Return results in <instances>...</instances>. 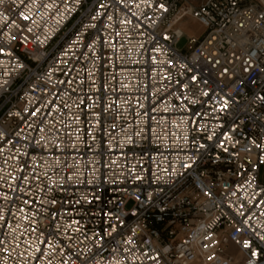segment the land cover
Instances as JSON below:
<instances>
[{"label": "built area", "instance_id": "2783aa9c", "mask_svg": "<svg viewBox=\"0 0 264 264\" xmlns=\"http://www.w3.org/2000/svg\"><path fill=\"white\" fill-rule=\"evenodd\" d=\"M263 169L261 1L0 0V264H264Z\"/></svg>", "mask_w": 264, "mask_h": 264}, {"label": "rangeland", "instance_id": "374dc122", "mask_svg": "<svg viewBox=\"0 0 264 264\" xmlns=\"http://www.w3.org/2000/svg\"><path fill=\"white\" fill-rule=\"evenodd\" d=\"M195 4L199 3L202 0H192ZM257 1V0H254ZM180 28L182 29L183 33H184V37L181 38V40L178 43V48L180 49H185L186 47V37L187 36H200L203 32V27L198 24L195 20L186 17L184 18L181 23L179 24ZM264 171V169H263ZM228 250L234 254L235 253V249L231 246L228 247Z\"/></svg>", "mask_w": 264, "mask_h": 264}, {"label": "crops", "instance_id": "0c3cea01", "mask_svg": "<svg viewBox=\"0 0 264 264\" xmlns=\"http://www.w3.org/2000/svg\"><path fill=\"white\" fill-rule=\"evenodd\" d=\"M234 248V247H233ZM235 249V248H234ZM233 255V258H234V263L233 264H241V261H242V257L240 255V253H238L235 249V253L232 254Z\"/></svg>", "mask_w": 264, "mask_h": 264}, {"label": "bare ground", "instance_id": "6f19581e", "mask_svg": "<svg viewBox=\"0 0 264 264\" xmlns=\"http://www.w3.org/2000/svg\"><path fill=\"white\" fill-rule=\"evenodd\" d=\"M259 1H261L262 3H264V0H259ZM194 20V19H193ZM196 21V20H195ZM197 22V21H196ZM198 23V22H197ZM199 24V23H198ZM202 26V25H201Z\"/></svg>", "mask_w": 264, "mask_h": 264}]
</instances>
